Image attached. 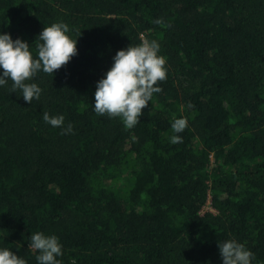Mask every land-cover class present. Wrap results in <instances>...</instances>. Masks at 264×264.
Returning a JSON list of instances; mask_svg holds the SVG:
<instances>
[{
  "label": "trees",
  "instance_id": "16d2710c",
  "mask_svg": "<svg viewBox=\"0 0 264 264\" xmlns=\"http://www.w3.org/2000/svg\"><path fill=\"white\" fill-rule=\"evenodd\" d=\"M57 22L78 54L26 81L39 99L0 86V248L37 264L40 231L62 264H223L218 242L234 239L264 264V0H0V31L34 58ZM142 39L158 41L167 75L128 129L94 111L96 84ZM124 168L120 195L104 181Z\"/></svg>",
  "mask_w": 264,
  "mask_h": 264
},
{
  "label": "clouds",
  "instance_id": "9594fccd",
  "mask_svg": "<svg viewBox=\"0 0 264 264\" xmlns=\"http://www.w3.org/2000/svg\"><path fill=\"white\" fill-rule=\"evenodd\" d=\"M157 18L154 23H161ZM69 25L64 22L44 26L38 34L37 52L34 58L30 44L21 39H13L9 33L0 31V86L12 81V89H20L24 101L31 103L39 99L42 89L37 83H28L39 70L54 74L78 54L77 41L69 33ZM81 36V35H80ZM160 44L156 40L142 39L136 46L132 44L120 49L113 56V63L104 76L97 81L93 109L98 114L118 116L126 128H133L154 93L162 89L158 81L166 79V60L159 55ZM43 120L53 127L64 125L63 114L50 116L43 113ZM187 126L184 117L175 119L171 128L174 133L182 132ZM72 131L69 123L62 132ZM182 141L180 135H172L171 143ZM29 248L38 250L37 264H62L57 257L63 255L62 244L56 235H45L37 231L29 236ZM223 264H252L254 253L234 239L218 242ZM0 264H27L23 257L8 248H0Z\"/></svg>",
  "mask_w": 264,
  "mask_h": 264
},
{
  "label": "rangeland",
  "instance_id": "374dc122",
  "mask_svg": "<svg viewBox=\"0 0 264 264\" xmlns=\"http://www.w3.org/2000/svg\"><path fill=\"white\" fill-rule=\"evenodd\" d=\"M133 181L134 178L132 175V171L128 168H124L119 172V174L116 177L110 179L105 178L104 184L106 186L113 187L116 190V192L120 193V195H123L131 187ZM209 209H210V204L208 203L204 211H207Z\"/></svg>",
  "mask_w": 264,
  "mask_h": 264
}]
</instances>
